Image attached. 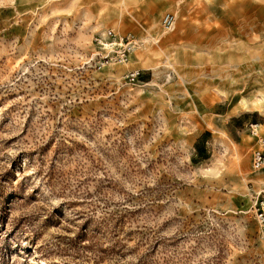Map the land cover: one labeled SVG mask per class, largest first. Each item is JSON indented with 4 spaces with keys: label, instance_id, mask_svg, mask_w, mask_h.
<instances>
[{
    "label": "rangeland",
    "instance_id": "1",
    "mask_svg": "<svg viewBox=\"0 0 264 264\" xmlns=\"http://www.w3.org/2000/svg\"><path fill=\"white\" fill-rule=\"evenodd\" d=\"M259 138L264 0H0V264H264Z\"/></svg>",
    "mask_w": 264,
    "mask_h": 264
},
{
    "label": "built area",
    "instance_id": "2",
    "mask_svg": "<svg viewBox=\"0 0 264 264\" xmlns=\"http://www.w3.org/2000/svg\"><path fill=\"white\" fill-rule=\"evenodd\" d=\"M174 23V16L171 14H166L161 20V26L168 30ZM107 39L109 43L106 46L111 47L113 50L114 62L118 64H123L128 61V57L133 49L134 40L129 34L124 36H115L108 33ZM99 42V41H98ZM99 44H101L99 42ZM138 73H130L128 79L130 81H135ZM255 135V133H253ZM259 145L264 147V140L259 141ZM251 167L255 172H264V152L260 150H255L251 154ZM254 215L258 227L261 232H264V200L258 201L253 205Z\"/></svg>",
    "mask_w": 264,
    "mask_h": 264
},
{
    "label": "crops",
    "instance_id": "3",
    "mask_svg": "<svg viewBox=\"0 0 264 264\" xmlns=\"http://www.w3.org/2000/svg\"><path fill=\"white\" fill-rule=\"evenodd\" d=\"M254 136L256 137V135H254ZM260 140H264V139H262V138H259V139H258V143H259V141H260ZM262 148L264 149V147H262Z\"/></svg>",
    "mask_w": 264,
    "mask_h": 264
},
{
    "label": "bare ground",
    "instance_id": "4",
    "mask_svg": "<svg viewBox=\"0 0 264 264\" xmlns=\"http://www.w3.org/2000/svg\"><path fill=\"white\" fill-rule=\"evenodd\" d=\"M257 133V132H256Z\"/></svg>",
    "mask_w": 264,
    "mask_h": 264
}]
</instances>
